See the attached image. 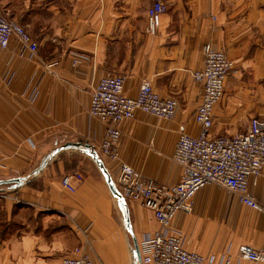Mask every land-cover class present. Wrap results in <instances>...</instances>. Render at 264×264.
Here are the masks:
<instances>
[{"label":"crops","instance_id":"1","mask_svg":"<svg viewBox=\"0 0 264 264\" xmlns=\"http://www.w3.org/2000/svg\"><path fill=\"white\" fill-rule=\"evenodd\" d=\"M155 1L167 11L148 36L146 14ZM0 15L38 46L33 60L19 57L15 39L0 48V264H61L77 247L92 264L136 263L142 238L158 229L152 212L124 201L127 229L119 199L91 156L61 148L89 146L119 195L120 163L159 185L178 184L182 170L172 154L180 133L199 132L193 117L202 89L192 73L203 68L207 48L234 64L210 135L242 134L253 118L264 119V0H0ZM74 55L87 60L72 66ZM107 74L125 77L128 97L147 79L162 98L177 101L172 120L139 111L119 125V162L101 158L106 124L88 115L90 94ZM33 88L39 94L31 103ZM72 173L82 181L69 192L61 179ZM203 189L191 213L171 223L185 249L214 264H264L238 257L240 245L264 251V215L234 194ZM248 191L264 206L263 177L250 178Z\"/></svg>","mask_w":264,"mask_h":264},{"label":"built area","instance_id":"2","mask_svg":"<svg viewBox=\"0 0 264 264\" xmlns=\"http://www.w3.org/2000/svg\"><path fill=\"white\" fill-rule=\"evenodd\" d=\"M166 5L155 1L147 10L145 33L155 36L160 26L161 15ZM12 39L20 44L19 57L33 60L38 46L25 29L0 15V48L9 46ZM87 60L85 56L74 55L72 66ZM49 68V67H48ZM234 64L220 50L207 48L204 52V66L192 73L195 82L201 85V101L194 113V122L199 127L196 136L180 133L172 160L181 167L180 182L173 186L159 185L147 180L130 166L120 163L117 182L122 201L138 202L152 212L158 224L153 234H146L139 246L140 263L135 264H214L201 255L185 249V237L172 229L176 214H189L193 209L195 195L204 187L216 185L236 195L238 201L249 209L264 215V206L256 202L248 191L250 178H264V119L253 118L247 131L230 137H212L213 110L221 100L227 77L233 72ZM14 77L8 74L6 85ZM125 77L107 74L103 76L90 94L88 115L106 124L98 151L101 158L119 162V125L133 120L137 112H143L161 120H172L177 109L173 98H162L147 79H142L136 97L124 94ZM38 90L29 92V100L35 102ZM82 181L78 173L64 175L61 186L69 192ZM4 192L0 189V194ZM17 200V199H15ZM88 230L82 231L86 237ZM238 257L254 263H264V251H257L249 245L238 247ZM228 263L229 258H223ZM61 264H92L89 256L77 247L72 255Z\"/></svg>","mask_w":264,"mask_h":264},{"label":"water","instance_id":"3","mask_svg":"<svg viewBox=\"0 0 264 264\" xmlns=\"http://www.w3.org/2000/svg\"><path fill=\"white\" fill-rule=\"evenodd\" d=\"M63 148H65V149H67V148L83 149V151L85 153H87L88 155L91 156V158L97 164L98 168L103 173L111 193L114 194L119 199V203H120L119 205L124 210V214H125V221H126L125 222L126 223L125 226H126L127 229H129V225L127 224L128 218H127V212H126V207H125L124 201L121 200V196L115 190L114 185H113V183L111 181V178H110L107 170L105 169L103 162L100 160V158L97 156V154L93 150H90L89 146L82 145V144H79V143H68L65 146H63L61 149H63ZM19 185H22L21 180H17V185L16 186H19ZM135 250L138 253L137 248ZM136 262L140 263L139 255H138V258L136 259Z\"/></svg>","mask_w":264,"mask_h":264},{"label":"rangeland","instance_id":"4","mask_svg":"<svg viewBox=\"0 0 264 264\" xmlns=\"http://www.w3.org/2000/svg\"><path fill=\"white\" fill-rule=\"evenodd\" d=\"M207 189L213 190L215 194H231L229 192H226V190H224L223 188L217 187L216 185H210L203 190H207Z\"/></svg>","mask_w":264,"mask_h":264}]
</instances>
